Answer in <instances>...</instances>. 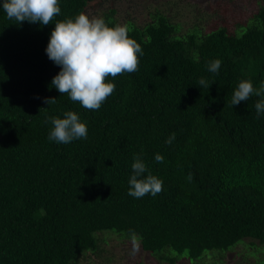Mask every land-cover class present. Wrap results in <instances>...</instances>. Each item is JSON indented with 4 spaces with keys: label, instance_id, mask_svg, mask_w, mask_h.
I'll use <instances>...</instances> for the list:
<instances>
[{
    "label": "trees",
    "instance_id": "1",
    "mask_svg": "<svg viewBox=\"0 0 264 264\" xmlns=\"http://www.w3.org/2000/svg\"><path fill=\"white\" fill-rule=\"evenodd\" d=\"M59 3L46 26L17 25L0 8V264L91 262L108 234L98 231L129 230L160 264H225L238 245L248 256L236 253L237 264H264V95L231 105L242 80L264 84V0L233 27L217 16L184 32L162 12L121 24L111 8L101 17L126 26L143 53L138 71L108 78L115 90L95 111L51 86L61 66L46 48L56 22L102 0ZM66 111L87 139H48L44 121ZM136 155L163 181L155 196L128 195Z\"/></svg>",
    "mask_w": 264,
    "mask_h": 264
},
{
    "label": "clouds",
    "instance_id": "2",
    "mask_svg": "<svg viewBox=\"0 0 264 264\" xmlns=\"http://www.w3.org/2000/svg\"><path fill=\"white\" fill-rule=\"evenodd\" d=\"M0 8L17 25L28 21L46 26L61 12L59 0H3ZM46 53L50 60L61 66L59 73L52 79L51 86L61 95L67 94L71 101L83 108L95 111L115 90V84L108 78L114 79L119 75L138 71L139 56L143 49L140 43L129 37L126 26L109 25L102 17H89L81 12L74 18L55 23ZM206 67L210 73L218 74L221 61L216 59ZM197 84L202 87L211 85L204 78ZM253 94L264 95V84L255 89L251 81L242 80L232 94L231 105L247 101ZM44 102L52 105L57 101L56 98H45ZM255 109L257 118L264 114V99L255 104ZM44 122L52 125L48 136L50 141L68 144L73 140L87 139V124L76 111H66L62 118L47 117ZM174 135L166 143H171ZM155 160L162 162L163 156L157 154ZM131 167L133 175L128 182L129 196L142 198L147 194L155 196L162 191L163 181L148 170L139 155L134 157ZM129 240V255L135 257L140 251L141 239L134 230H129Z\"/></svg>",
    "mask_w": 264,
    "mask_h": 264
},
{
    "label": "rangeland",
    "instance_id": "3",
    "mask_svg": "<svg viewBox=\"0 0 264 264\" xmlns=\"http://www.w3.org/2000/svg\"><path fill=\"white\" fill-rule=\"evenodd\" d=\"M260 4L261 0H102V3L97 4V7H91L87 15L101 17L104 13H110L111 8L114 7L116 11L113 15L121 24L133 21L137 25H144L155 18L154 14L162 12L172 22H181V26L184 28L182 32H184L195 22L208 24L211 18L217 16L225 24L233 27L237 22H244L250 17L254 11L258 10ZM102 232L108 233L105 240L101 242L104 249L102 257L97 258L90 255L89 258L92 261H82V264H139V262L160 264L149 251L142 248V245H140L139 253L132 257L129 255L131 249L129 239L112 234L117 233L115 231H98L97 236ZM236 253L248 256L247 248L238 245L228 253L229 257L225 264H237L240 257ZM89 258L87 259L89 260ZM248 259L251 260V257Z\"/></svg>",
    "mask_w": 264,
    "mask_h": 264
}]
</instances>
